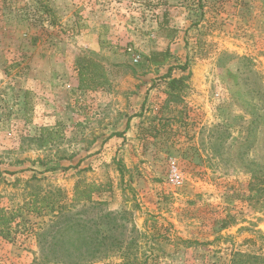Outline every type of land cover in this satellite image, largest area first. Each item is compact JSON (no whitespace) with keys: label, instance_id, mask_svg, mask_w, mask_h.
Returning <instances> with one entry per match:
<instances>
[{"label":"rangeland","instance_id":"obj_1","mask_svg":"<svg viewBox=\"0 0 264 264\" xmlns=\"http://www.w3.org/2000/svg\"><path fill=\"white\" fill-rule=\"evenodd\" d=\"M79 60L101 85L80 87ZM250 111L264 118V0H0V210L16 215L0 264L57 240L55 260L80 256L63 224L39 235L57 200L60 222L110 236L91 264H264Z\"/></svg>","mask_w":264,"mask_h":264},{"label":"trees","instance_id":"obj_2","mask_svg":"<svg viewBox=\"0 0 264 264\" xmlns=\"http://www.w3.org/2000/svg\"><path fill=\"white\" fill-rule=\"evenodd\" d=\"M156 56H162L154 54L153 57L148 58L150 64H160L159 62L155 61ZM165 56V55H164ZM79 64L78 66V73H79V81H80V87L83 82H85V73L83 70L85 67L81 66L80 60L77 62ZM89 64V62H88ZM182 71L185 70L184 67L180 68ZM171 68H169L168 73L165 77H170ZM86 83L85 87H93L92 83H95V86L101 85L96 82H90ZM182 79H175L172 78L169 81L168 88L170 91V94L176 93L182 90ZM262 92V91H261ZM260 92V93H261ZM263 114L252 112L248 114V117L250 120V125L254 126V130L257 128L258 125L263 124ZM48 132V129L43 128L40 130L39 135V141L43 144H46V141L51 140V133H48L47 137L44 136L45 133ZM121 133H114L111 134L110 137L118 136L121 137ZM248 138V137H247ZM246 138V139H247ZM247 141V140H246ZM99 188L93 185L87 186V189L83 192L79 191L77 188L74 191V202L81 203L83 201L84 203H90L91 197L90 192H99ZM50 213H55L56 216H53V219L51 223L47 226V229L43 230L39 235L42 233L46 234L53 226L61 225L59 227L58 232L62 236L64 233L70 232L72 235L76 237V242H71L72 247L77 249V251L80 252V256H76V258H73L75 260H69L68 262L64 260H60L61 262H58L57 258L50 256L49 254H56L59 251L60 247V240H57L56 242L48 243L45 242H38V246L40 249V255L38 257H35L31 264H91L97 260H100L104 257H106L107 253L111 250H114L113 245L111 243L110 236L104 235L100 231H98L95 234H88L86 232V227L83 224H80L77 220H74L72 217H68L66 220L60 222L61 219L65 218V208L67 207V204L62 202L61 200L54 201L50 204V206H47ZM16 215L14 213L12 214H6L3 210H0V236L3 238H7L9 236V225L13 222L14 217ZM88 229V228H87ZM43 234V235H44ZM38 235V234H37ZM38 235V236H39ZM126 246H119L118 250L122 251L125 250ZM244 257V256H240ZM71 259V258H70ZM71 261V262H70ZM120 264H139L137 260H129V257L126 255H122V261ZM141 264V263H140Z\"/></svg>","mask_w":264,"mask_h":264},{"label":"built area","instance_id":"obj_3","mask_svg":"<svg viewBox=\"0 0 264 264\" xmlns=\"http://www.w3.org/2000/svg\"><path fill=\"white\" fill-rule=\"evenodd\" d=\"M178 180H179V176H177V175H174V181L177 183V182H178Z\"/></svg>","mask_w":264,"mask_h":264}]
</instances>
